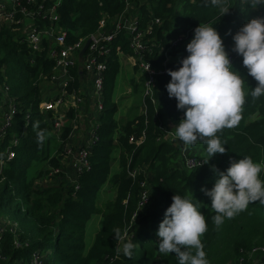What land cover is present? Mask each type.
Returning a JSON list of instances; mask_svg holds the SVG:
<instances>
[{
	"label": "trees",
	"instance_id": "obj_1",
	"mask_svg": "<svg viewBox=\"0 0 264 264\" xmlns=\"http://www.w3.org/2000/svg\"><path fill=\"white\" fill-rule=\"evenodd\" d=\"M136 6L141 10L144 24L154 18L162 21V27L156 31L159 38H163L162 31L166 33L165 44L188 29L194 31L205 24L214 26L238 71L245 67L242 57L232 50V34L250 19L264 17V7L245 6L244 0H228L230 9L223 16L209 0H145ZM125 7L126 0H63L58 11L59 28L67 30L70 41L75 42L95 33L103 16L117 17ZM39 26L49 27L50 22L41 21ZM18 34L7 27L0 32V116H3L4 97L14 100L17 111L11 124L0 133V222L7 221L5 224L9 227L0 234V264H33L34 256L46 258L43 263L39 260L41 264H102L105 260L111 264H178L174 254L163 256L158 252L159 238L156 236L174 194L198 204L205 215L207 231L201 241L209 264H241L242 250L249 251L264 244V204L252 202L217 227L212 220L216 213L211 208V199L202 191V188L211 189L214 184L213 166L224 171L232 160L248 156L264 169V96L252 99L250 93L257 84L252 77L248 90L244 89L240 122L217 133L226 144L223 157L215 154L211 162L188 170L173 165L178 143L165 139L160 128L162 122L164 128L175 130V125L184 118L180 117L183 111L177 109L175 98L167 94L165 86L170 76H159L155 87L160 104L159 119L154 106H150L148 125L137 112L130 121L120 125L115 118L118 107L112 101L120 66L117 60L111 61L105 82L107 102L98 131L100 141L90 158L92 170L75 178L72 168L64 173L63 157L57 160L51 156L47 137L57 117L52 111L44 114L40 107L46 97L41 93L42 83L52 73L55 63L47 51L33 52L22 33ZM69 116L73 119L72 113ZM63 129L64 145L72 128L64 126ZM144 130L146 139L142 145L129 142L130 137L140 136ZM199 143L206 148L203 141ZM10 151L15 152V158L9 161ZM115 152L119 155L120 171L113 174ZM40 163L53 166L51 172L60 168L62 173L52 177H60L66 184L69 173L73 178L71 187L36 188L30 170ZM146 168L150 175L144 173ZM134 172L137 173L135 178L130 175ZM259 176L264 180V170ZM142 182H147L150 190V199L144 208L139 207ZM106 184L113 186L114 198L101 211L98 198ZM97 215L103 217L104 226L92 247L87 249L86 230ZM115 229L120 230L124 241L115 240ZM125 241L135 244L131 257L124 256L121 251Z\"/></svg>",
	"mask_w": 264,
	"mask_h": 264
},
{
	"label": "built area",
	"instance_id": "obj_2",
	"mask_svg": "<svg viewBox=\"0 0 264 264\" xmlns=\"http://www.w3.org/2000/svg\"><path fill=\"white\" fill-rule=\"evenodd\" d=\"M62 2L63 0H0V32L4 27L21 32L33 52L47 51L51 60L54 61L53 71L46 79L50 84L44 100L46 104L40 107L41 110L43 108L56 114L55 131L62 130L65 123L73 122L75 118H70V112L77 116L80 107L88 103L87 143L81 148L67 145L63 152V158L69 161L75 178H79L92 170L90 158L94 147L100 141L98 131L107 102L105 82L111 61L117 60L120 69L123 61L126 62V66L128 64L132 68L134 76L132 81L141 89V102L137 116L142 117L145 125H148L150 106H154L159 119L160 104L155 96L158 77L169 76L168 69H178L180 61L187 56L186 45L193 38L194 31L188 29L184 34L170 39L165 44L166 33L161 32L163 39L158 37L156 31L158 27H162V21L159 18L151 19L146 24L142 21L141 10L136 4L140 5L145 0H139L138 3L126 0L125 10L120 15L114 18L103 16L95 33L71 42L69 32L60 29L58 24V11ZM38 17L40 22H37ZM46 20L50 22V26L40 27L41 21ZM87 41L90 44L80 60V53ZM229 58L234 65L233 56L230 55ZM78 74H80L79 77ZM119 75L120 73L116 79L115 89L118 86ZM76 83H78L77 88ZM115 89L112 101L117 104L113 99L117 95ZM50 93L54 96L50 97ZM131 93L132 90L128 91V94ZM63 110L65 112L59 114ZM16 113V108L13 106L8 114L7 126L11 124ZM180 117H184V112L180 114ZM115 118L117 122L123 120L124 123L131 119L124 117L120 107ZM160 128L165 133V139L182 146L186 169L194 170L206 164L201 157L189 155L188 150L191 146L185 147L182 141L175 137L174 129L164 128L162 122ZM145 139L146 130L140 136L130 137L129 142L140 146ZM13 158L15 153L10 154L9 159ZM61 173L60 168L52 171V175ZM136 174V172L130 173L133 178ZM74 184L78 190L76 179ZM141 187L139 207L144 208L149 202L150 190L147 188V182H142ZM246 260L249 264H264V244L253 247L249 251L242 250L240 263L244 264ZM33 264H40L39 257L34 256ZM102 264H111V262L107 263L105 260Z\"/></svg>",
	"mask_w": 264,
	"mask_h": 264
},
{
	"label": "clouds",
	"instance_id": "obj_3",
	"mask_svg": "<svg viewBox=\"0 0 264 264\" xmlns=\"http://www.w3.org/2000/svg\"><path fill=\"white\" fill-rule=\"evenodd\" d=\"M209 2L218 9L220 16L230 9L228 0ZM244 3L253 8L264 7V0H244ZM232 40V50L242 57L247 74L257 82L250 93L252 99L264 96V17L252 18L243 24L232 34ZM186 52L178 69L167 70L170 81L165 87L169 98L177 101V109L184 112V118L175 125V137L185 147L203 141L208 157L204 163H208L215 154L226 152V144L217 133L235 127L241 120L245 81L233 67L214 26L196 27ZM262 170V165L248 156L232 160L224 171L213 166L214 184L211 189L202 188V191L211 199V208L216 213L212 220L217 227L252 202L264 204V180L259 176ZM206 231L205 215L199 205L174 194L156 232L158 252L163 256L174 254L178 264H209L201 241ZM114 237L124 241L119 229L114 230ZM134 249L133 242L125 241L121 251L124 256L131 257Z\"/></svg>",
	"mask_w": 264,
	"mask_h": 264
},
{
	"label": "rangeland",
	"instance_id": "obj_4",
	"mask_svg": "<svg viewBox=\"0 0 264 264\" xmlns=\"http://www.w3.org/2000/svg\"><path fill=\"white\" fill-rule=\"evenodd\" d=\"M178 6H179V8L182 7L181 4L179 5V2H178ZM19 33L21 34V32H19ZM20 34H18V35L20 36ZM239 73L241 74L242 78L245 81L244 89H245V91H247L249 88L248 84L250 82L251 76H249L247 74L246 68H243V67H242V69H239ZM133 77L134 76H133L132 68L128 64L126 66V62L123 61V66L120 69V75L118 78V86L115 89V92L117 95H115L113 99L115 102H117V104H116L117 107L121 108L122 114H124L125 118H128V117L132 118L135 116V112H137V114L139 113V104L141 102V100H140L141 89H140L139 85L134 84V81H132ZM49 87H50L49 82H47L45 80L42 83V87H41V93L42 94L44 93L43 96L45 94H47ZM137 88H138V90H137ZM130 90H132V93L128 94V91H130ZM138 93H139V95H138ZM49 95H50V97L54 96L52 93H50ZM44 102L45 101H43L41 103L42 107L46 104ZM132 103H133V106H131ZM13 104H14V100L12 98L4 97V102H3L4 106H2L3 116H0V124L3 123V126H0V133H2L7 128L8 114H9L10 109L14 106ZM42 111L44 114H46L48 112L47 110H45L43 108H42ZM63 112H65V110L61 111L59 114H63ZM70 113H72V116H73V118H75V120L71 123H65L66 127L72 128V133L70 134V136H69L68 140L65 142V144L64 145L62 144L63 139H62L61 135H62L63 130H64L62 128H61L62 130H58V131H55V129H53L48 134V137H47V140L49 142L50 149H51V156L53 158H56L57 160H60L59 158L64 156L63 152H64L67 145H70V146L75 147V148H81L88 141V103L86 102L85 105L80 107L79 113L77 114V116H75V114L73 112H70ZM124 122H123V120H120L118 123L121 125ZM119 127H121V126H119ZM13 142L15 145L18 144L17 140H14ZM61 145H62V148H61ZM176 145H177L178 150L176 149L177 155L175 156L173 165L175 167H182V168L185 167L186 168L185 158L183 157L182 150H181L182 146L179 147L178 144H176ZM11 153H15V152H13V151L9 152V154H8V160L9 161L11 160V159H9ZM190 155H196V156L198 155V156L202 157L201 159L203 161H206L208 159L207 153H206V148L203 146L202 143H199L195 146H192L190 149ZM217 156L223 157V154H217ZM62 162L64 164L63 170L65 173L68 166H69V161L66 159H62ZM208 162H211V159ZM119 166H120L119 155H118V152H115V154L113 156V160H112V173L113 174L120 171ZM52 167L53 166L49 165L48 163H40V164H36L33 166V168L30 170V177H31V179L34 180L35 187L38 189H43V190L48 189V188H61L62 189V188L71 187V185L73 184V178L71 177V175L69 173H67V175L69 177V181H67V184H66V182L64 180L59 179L60 177H52V172H51V170L53 169ZM144 173L150 175L151 172L146 168L144 170ZM214 181H215V179H214ZM65 186H67V187H65ZM112 197H114V188L112 185L106 184L104 186V188L102 189V191L99 195V198H98L99 210L102 211L105 204L107 202L111 201ZM98 216H99V219L102 217L100 215H98ZM91 220H94V217ZM5 222H7V221L2 220L0 222V234H2L6 228H9L7 226V224H5ZM101 223H104V220H102ZM15 230H16V228L12 229V231H14V232H15ZM87 236L89 237V239H92L94 237L92 230L90 228V224H88V227L86 230V237ZM17 245L19 246V243ZM85 247L88 248V242H85ZM45 259L46 258L42 257L39 260L43 263V261H45ZM41 262H39V263L41 264ZM20 264H22V263H20Z\"/></svg>",
	"mask_w": 264,
	"mask_h": 264
},
{
	"label": "crops",
	"instance_id": "obj_5",
	"mask_svg": "<svg viewBox=\"0 0 264 264\" xmlns=\"http://www.w3.org/2000/svg\"><path fill=\"white\" fill-rule=\"evenodd\" d=\"M69 168H71L70 166H68V168L67 169H69ZM114 197H112V199H113ZM111 199V200H112ZM103 220V218L101 217L100 219H99V216L97 215V216H94V220H91L90 222H89V224H90V228H91V230H92V233H93V238L92 239H89V237L87 236V241L86 242H88V248L87 249H90L91 247H92V245H93V243H94V241H95V237H96V235H97V233L103 228V226H104V223H101V221Z\"/></svg>",
	"mask_w": 264,
	"mask_h": 264
},
{
	"label": "water",
	"instance_id": "obj_6",
	"mask_svg": "<svg viewBox=\"0 0 264 264\" xmlns=\"http://www.w3.org/2000/svg\"><path fill=\"white\" fill-rule=\"evenodd\" d=\"M89 44H90V42L87 41L86 46L84 47V49H83V50L81 51V53H80V60L82 59L84 53H85L86 50L88 49Z\"/></svg>",
	"mask_w": 264,
	"mask_h": 264
}]
</instances>
